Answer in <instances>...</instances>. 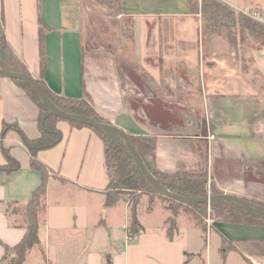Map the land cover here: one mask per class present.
<instances>
[{"label":"crops","instance_id":"crops-1","mask_svg":"<svg viewBox=\"0 0 264 264\" xmlns=\"http://www.w3.org/2000/svg\"><path fill=\"white\" fill-rule=\"evenodd\" d=\"M220 1L264 15V0ZM118 3V18L133 24L129 53L86 51L92 14L83 0H0L5 45L20 71L43 78L54 93L86 98L100 119L151 139L150 161L158 172L203 176L221 194L263 205L264 48L254 50L252 72L244 70V59H196L202 24L188 0ZM192 53L195 59H189ZM123 65L140 70V87ZM132 96L144 97L138 109ZM39 115L27 88L0 75V166L7 164L3 147L20 163L16 172L0 170V264H9L5 257L26 234L22 214L11 213L10 205L25 206L43 181L22 138L40 137ZM5 125L17 129L4 132ZM55 126L61 141L37 153L54 177L47 184L40 243L24 264H264V219L241 210L234 220L206 217L204 227L180 214L171 238L166 226L172 213L158 202L147 212L160 209V219L147 224L139 209L144 231L129 239L128 203L105 206L110 175L103 139L66 120Z\"/></svg>","mask_w":264,"mask_h":264},{"label":"trees","instance_id":"trees-1","mask_svg":"<svg viewBox=\"0 0 264 264\" xmlns=\"http://www.w3.org/2000/svg\"><path fill=\"white\" fill-rule=\"evenodd\" d=\"M103 6H113L117 0H98ZM194 13H201L203 20L205 21V29H213L218 24L225 26L227 29H231L233 26H237L240 32H248L251 36L257 49L264 48V23L257 21L248 14L238 12L226 3L220 0H188ZM127 32L125 31V34ZM133 35L131 30L129 37ZM231 32L228 33L227 39L230 44L234 45L235 42L230 37ZM44 28L40 29V45L42 51V74H44L46 63L44 59ZM4 32L2 29V23L0 21V66L2 69L10 72L27 74L25 71H20L17 65V59L14 54L8 50V47L4 42ZM19 84H23L27 90L29 96L36 102L40 108V115L38 119L40 137L30 140L25 135L22 136L25 146L27 147L31 157V167L34 170L39 171L43 176L41 185L35 190L30 201L24 206L22 214L24 225L26 227V234L24 238L14 247V253L5 257L4 260L9 259V264H24L25 259L29 251L40 243V223L41 216L45 212V197L47 193V184L49 180V169L45 164L37 158V153L44 149H49L56 146L62 139V133L56 128L57 121L63 120L53 113L43 104L39 95L33 88V86L22 80H17ZM39 85L49 99L55 104V106L63 112L69 114H78L91 117L100 123L110 124L109 122L100 119L91 105L86 99H73L70 97L58 95L51 91L44 83L43 78L38 79ZM89 102V103H87ZM89 104V105H88ZM76 127H87L83 124L68 121ZM16 128L17 126L4 127L6 129ZM90 128V127H89ZM93 129V128H91ZM103 139L106 148L107 165L110 175V184L108 189L104 192L105 206L113 207L120 202H127L130 208V220L127 227L128 231L132 234V237L139 235L144 231V228L139 221V206L144 197H148L147 211L152 212L158 202L165 205L166 209L172 213L173 218L167 221L168 235L173 237L177 231L176 218L180 214H186L190 216L200 227H204V216L202 209L207 204H191L180 203L172 199H168L159 194L144 177L136 162L130 153L125 141L117 134L111 132H103L93 129ZM129 138L134 145L137 153L144 162L147 169L153 174V176L167 189L173 193L183 196L193 197H205L207 195L208 181L203 176H197L189 173H176L168 175L158 172L152 161H150L153 155L154 146L152 140L144 136H137L128 134ZM3 153L7 159L5 166H0V170L6 173H13L20 169V163L10 154V150L3 147ZM141 182H145L149 186L148 191H144L141 186ZM211 193L213 196L221 195V192L211 185ZM214 210L218 206H223L224 211L233 208L244 211L247 214L253 215L257 218H261L259 215L248 211L240 205H237L231 201L213 202L211 203ZM259 206V205H258ZM264 210V204L259 206ZM227 208V209H226ZM237 214L230 215L229 218H222L227 220H234L238 216ZM108 264H111L108 259Z\"/></svg>","mask_w":264,"mask_h":264},{"label":"rangeland","instance_id":"rangeland-1","mask_svg":"<svg viewBox=\"0 0 264 264\" xmlns=\"http://www.w3.org/2000/svg\"><path fill=\"white\" fill-rule=\"evenodd\" d=\"M85 8L87 10V15L92 14L90 16L91 23L89 22L87 27L85 28V49L90 52H121L122 49H126L129 53V49L125 48V45L133 40L134 32L131 37H129L131 30L133 31V24L129 18L119 19L120 8L118 0L113 4V6H103L99 3L98 0H83ZM92 9V11H91ZM198 21H201L202 24V43L199 42V47L197 50V58L196 59H244L243 67L244 70L248 69V71H253V52L257 49V46L254 44L251 36L248 32H240V29L237 26H233L231 29H227L225 26L218 24L213 29H205V21L203 20L202 14L197 13ZM249 16L253 17L257 21H261L264 23V15L262 13H253L249 14ZM88 18V17H87ZM125 31L127 32L125 34ZM231 32L230 37L235 42L234 45L230 44L227 36L228 33ZM201 36V35H200ZM201 38V37H200ZM218 40V44L217 41ZM213 40H215L213 42ZM202 47V49H201ZM184 48H182L183 50ZM191 47H186L185 50H191ZM193 51V49H192ZM117 54V53H115ZM194 53L191 54L189 59H195ZM117 59H123L121 56L116 55ZM124 67V65H123ZM127 71V74L132 77L134 83L138 84L140 87V81L135 80V77L140 75V70L136 69L132 66L131 70L128 66L124 67ZM134 69V70H133ZM137 79V78H136ZM140 90V88H138ZM141 93V91H138ZM132 103V107L134 109H138L140 105H142L144 101V97H134ZM89 103V102H87ZM89 105V104H88ZM49 177H54L49 173ZM208 181V190L207 196L212 195L211 193V184ZM142 189L144 191H148L150 188L147 183H140ZM148 204V197H144L139 206L140 216L145 221V223L150 224L152 222H157L161 217L160 209H156L153 214H148L146 207ZM157 205V204H156ZM202 209V213L204 219L209 216L214 218L226 217L230 218L232 214L241 215L242 213L237 208L228 209L224 211L223 206H218L216 210L213 209L212 205H205ZM227 209V208H226ZM9 210L11 213L23 214L24 206H15L10 205ZM150 222V223H148ZM168 227V224L167 226Z\"/></svg>","mask_w":264,"mask_h":264},{"label":"water","instance_id":"water-1","mask_svg":"<svg viewBox=\"0 0 264 264\" xmlns=\"http://www.w3.org/2000/svg\"><path fill=\"white\" fill-rule=\"evenodd\" d=\"M0 75L2 77H5L7 79L11 80H22L30 83L37 94L39 95L41 101L43 104L50 110L51 113L56 115L57 117L66 120V121H74L80 124H83L87 127L103 131V132H111L119 135L126 143L130 153L132 154L136 165L144 175V177L147 179V181L151 184V186L162 196L172 199L174 201L180 202V203H191V204H211L213 202H222V201H231L237 205L242 206L243 208L247 209L248 211H251L257 215H259L261 218L264 219V210L261 209L258 205H255L254 203L241 199L239 197L233 196V195H227V194H221L216 196H207V197H193V196H183L176 193H173L169 189H167L165 186H163L154 176L153 174L147 169L144 162L140 158L139 154L137 153V150L135 149L134 145L132 144L129 135L123 131L122 129L115 127L110 124H104L100 123L97 120L83 115L78 114H69L66 112L61 111L58 109L55 104L49 99V97L44 93V91L41 89L39 82L37 79L32 77L31 75L27 74H21V73H15L6 71L1 68L0 66Z\"/></svg>","mask_w":264,"mask_h":264},{"label":"built area","instance_id":"built-area-1","mask_svg":"<svg viewBox=\"0 0 264 264\" xmlns=\"http://www.w3.org/2000/svg\"><path fill=\"white\" fill-rule=\"evenodd\" d=\"M126 230H127V236H128V238H129V239L133 238V237H132V234L128 231L127 228H126Z\"/></svg>","mask_w":264,"mask_h":264}]
</instances>
